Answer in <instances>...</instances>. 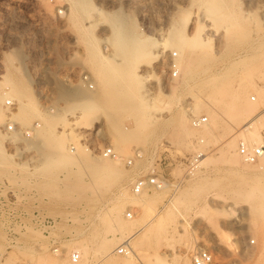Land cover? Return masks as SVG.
<instances>
[{
	"label": "rangeland",
	"instance_id": "374dc122",
	"mask_svg": "<svg viewBox=\"0 0 264 264\" xmlns=\"http://www.w3.org/2000/svg\"><path fill=\"white\" fill-rule=\"evenodd\" d=\"M203 1L91 0L90 13L71 19L72 0H0V87L7 93L0 180L21 207L55 221L50 227L48 219L17 218L14 231L0 229V264H192L203 244L213 247L215 264H264V158L247 164L221 153L228 141L236 148L235 134L253 130H243L251 121L264 140V0H223L217 17ZM96 10L118 12L147 44L146 57L125 61L114 53L105 39L112 27ZM167 29L184 38L176 77L169 76L177 46L166 41ZM114 68L147 75L141 123L118 109L127 100L113 93ZM80 70L93 88L81 83ZM60 86L82 92L93 109L54 115L48 130L47 114L66 105ZM20 89L29 100L26 124L10 117L26 100ZM194 116L207 123L195 129ZM35 121L40 127L28 138L23 130ZM8 122L16 123L14 132L6 131ZM107 147L117 156L104 155ZM195 150L206 158L189 173ZM142 174L181 183L135 194L130 181ZM124 240L131 255L116 250Z\"/></svg>",
	"mask_w": 264,
	"mask_h": 264
},
{
	"label": "bare ground",
	"instance_id": "6f19581e",
	"mask_svg": "<svg viewBox=\"0 0 264 264\" xmlns=\"http://www.w3.org/2000/svg\"><path fill=\"white\" fill-rule=\"evenodd\" d=\"M201 1H203V0H201ZM205 3H206L205 4V11L208 14L217 17V15L222 13V10L224 8L223 0H205ZM72 5H73L75 11H70V9H69L70 12L68 11L69 17L71 19H73L74 16L76 17L77 15L88 14V13H90L91 10L94 9V6H93L91 0H72ZM68 7H69V5H68ZM96 11H97L98 17L99 18L103 17L104 20L108 21V23H110V26L112 27V32L110 31L111 34L109 33V35H108L109 38L106 37L105 39L110 44L111 50L114 53L119 52V54L121 55V57L125 61H130V60L131 61H139V60H142L146 57V55L148 54V51L146 50L147 44L143 43V41L140 42V39L136 38L134 36L132 30H129L128 28L124 27L122 16L120 14H118V12L108 14V13L101 11V10H96ZM131 29H132V27H131ZM165 31H166V41L168 43H170L172 46L176 45L177 47L174 51L178 50L180 52L181 45L184 41L182 32H180L178 30H174V29H167ZM154 55H156V53ZM103 65H104V63H103ZM186 65H188V63ZM113 67H116V66L113 65ZM111 69H112V67H111ZM98 70H100V69H98ZM105 70L106 69H104V71ZM112 73L114 74V76H116L117 74L120 73V70L118 71V69L116 70V68H114V71H112ZM101 76H102V74H101ZM118 77H119V80L117 81V88L113 93L115 96H117V98H124L125 97V99L127 100V102L124 101L125 103L124 104L122 103L123 106H120L118 109L121 111H124V112H126V111L129 112L130 115L133 116V118H134L133 120H135L138 123H141L142 121H144V119L146 117V115L144 114V112H145L144 100L148 95H150L148 93V90H146L145 88H142V77L146 78L147 75L146 74L143 75V74H139V73H132V72L129 73L125 69L124 71L123 70L121 71V73L119 74ZM103 78H105V80L108 79L106 77V75ZM113 80H114V78H113ZM106 85H107L106 89L108 90V88L111 87L110 82L107 81ZM10 89H11V87H10ZM14 93H15V91H14ZM19 93H20V96H22V98L25 97L26 100L21 101V103L16 107V111L14 113H12L10 115V117H13V119L18 124H26V123H28L27 122L28 121L27 120L28 119V112L30 110L29 109L30 106H28V102H27L29 100H27V98H26V95H25L26 93L23 92L21 89H20ZM6 94H7L6 91L3 92L1 87H0V103L4 99V95H6ZM57 96H58V98L63 99V101L66 103V105L62 106V107H57L58 112H53L54 114H49V115L47 114V121L49 122L48 130H50V126L53 125V123H54V115H59V113L65 114L67 111L72 110L76 107H78V110L81 111V115H86V114H89L91 112V110L93 109V106H92L93 104H91L90 100L84 101L87 98H85L84 94L82 92H80L79 90H76V89L66 90L60 86V87H58V90H57ZM253 98H255V97H253ZM242 106H244V104ZM242 106H241V108H242ZM236 107H237V105H235V108ZM225 109L227 110V108H224V110ZM226 110H225V112H226ZM237 110L239 112H244L247 109H244V110L237 109ZM225 112H223V113H225ZM1 122H2V119L0 117V123ZM71 125H72V127H76L78 125V122L73 121L71 123ZM247 127L252 128L253 130H250L249 133L238 132L237 134H235V137L240 136L241 138H244V139L248 138L247 140L249 142H252V143H258L259 142L260 143L261 138L258 135V129L254 126L253 121L248 122L247 126H245L243 128V130H245V128H247ZM195 129H200V128H195ZM48 132L50 133V131H48ZM243 132H245V131H243ZM16 138H17V136L15 137L14 135L7 136V139H9L11 141H14ZM230 152L232 153V159L237 160L239 156L236 153L235 143L233 141H228L224 145V147L221 151L222 155H224L225 153H230ZM205 158H206L205 156H202V159L200 161H203ZM261 158H264V156H262ZM47 162H48L47 165H49V166L56 163L55 161H52L51 159H48ZM166 184H168V183L165 182L164 185H166ZM123 243L126 247H128V248L130 247L129 242L127 240H124ZM120 247H121V245H120ZM53 252H57V251L53 250ZM131 252H132V250L130 249V251H128L127 254L131 255Z\"/></svg>",
	"mask_w": 264,
	"mask_h": 264
},
{
	"label": "built area",
	"instance_id": "2783aa9c",
	"mask_svg": "<svg viewBox=\"0 0 264 264\" xmlns=\"http://www.w3.org/2000/svg\"><path fill=\"white\" fill-rule=\"evenodd\" d=\"M177 58V52H170V64H169V76L176 77L178 74L177 63L175 59ZM79 79L83 85L93 88L89 73L86 70H80ZM254 100L253 97H251ZM207 123L206 116H194L192 119V126L194 128H202ZM40 127V122H33L29 128L23 130V134L26 137H30L35 130ZM17 129V125L14 122H8L6 125V131L14 132ZM236 153L241 158V160L247 164H255L258 160L264 156V140L258 144L249 142L244 138H238L236 144ZM104 155H109L111 157H116V153L112 150L111 147H107ZM204 156V153L201 150H195L189 158L186 160L187 171L191 173L195 168L200 164V160ZM133 157L141 158L142 151L140 149H135L133 152ZM132 160H128V164H131ZM167 182L165 178L159 177L157 174H142L137 177H134L130 181V190L139 194L143 190H149L152 188H162ZM171 186L178 187L181 183L180 180H173L172 183L167 182ZM174 183V184H173ZM128 217L132 216L131 211L126 213ZM39 217L43 219H48L50 227L55 226L54 218L46 215L44 212H41L36 209L24 208L19 205L17 194L6 189V181L0 180V229L7 232L14 231L12 223L16 221L17 218H34ZM254 241L251 239L250 244ZM57 251V248L55 249ZM128 248L123 245L117 248V252L127 254ZM80 253L78 251H72L70 254L71 262L75 263L79 260ZM237 259V258H236ZM235 259V260H236ZM238 260V259H237ZM239 261V260H238ZM191 263L192 264H215V255L213 247L209 245L198 246L193 253L191 254ZM232 264H236V261H233Z\"/></svg>",
	"mask_w": 264,
	"mask_h": 264
}]
</instances>
